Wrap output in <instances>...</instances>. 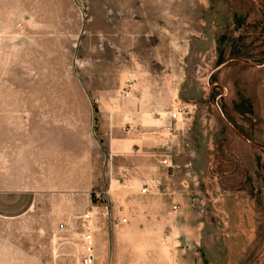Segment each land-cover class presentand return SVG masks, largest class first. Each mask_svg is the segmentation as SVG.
<instances>
[{
    "label": "rangeland",
    "instance_id": "1",
    "mask_svg": "<svg viewBox=\"0 0 264 264\" xmlns=\"http://www.w3.org/2000/svg\"><path fill=\"white\" fill-rule=\"evenodd\" d=\"M0 189V264H264V0H0Z\"/></svg>",
    "mask_w": 264,
    "mask_h": 264
},
{
    "label": "crops",
    "instance_id": "2",
    "mask_svg": "<svg viewBox=\"0 0 264 264\" xmlns=\"http://www.w3.org/2000/svg\"><path fill=\"white\" fill-rule=\"evenodd\" d=\"M36 193L32 190H1L0 189V220L15 221L30 214L36 204ZM242 207L243 205L238 202ZM251 207L250 204H246ZM240 239L247 241V245L254 238L256 221L251 211L241 214ZM232 219V216H230ZM244 241V242H245ZM242 242V244L244 243ZM244 245V244H243ZM240 254H242L240 252ZM241 261V260H240ZM239 261V262H240Z\"/></svg>",
    "mask_w": 264,
    "mask_h": 264
},
{
    "label": "built area",
    "instance_id": "3",
    "mask_svg": "<svg viewBox=\"0 0 264 264\" xmlns=\"http://www.w3.org/2000/svg\"><path fill=\"white\" fill-rule=\"evenodd\" d=\"M194 107L189 106H179L170 113L171 120L174 123H184L190 119ZM171 129H168L170 131ZM144 189L141 191L142 195H148V188L143 186ZM174 211H178V206L173 207ZM88 217H85L83 225V233L81 234L82 243H83V257L78 261L77 264H96L95 257V238L90 229V222H88ZM60 229L65 230L64 225H60Z\"/></svg>",
    "mask_w": 264,
    "mask_h": 264
}]
</instances>
